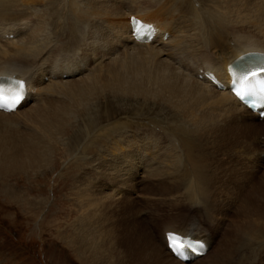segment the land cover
Wrapping results in <instances>:
<instances>
[{
    "label": "bare ground",
    "instance_id": "obj_1",
    "mask_svg": "<svg viewBox=\"0 0 264 264\" xmlns=\"http://www.w3.org/2000/svg\"><path fill=\"white\" fill-rule=\"evenodd\" d=\"M63 1L46 0L47 5L44 6L49 16L47 18L64 19L62 25L54 21L57 23L56 27L59 25L70 33V38L65 39L70 44H63L68 48V53L61 58L59 54L50 53L52 45L44 35L45 24H37L40 26L30 28L27 22L15 25L4 23L7 21L6 17L11 15L12 2L0 0V76L14 75L23 79L26 85L25 97L19 105L10 112L0 111V178L19 173L22 166L30 159L37 160L38 149L44 147L48 154L49 144L55 145L60 142L59 133L63 129L79 128L82 125L88 129L94 128L93 118L90 117L92 111L89 110L94 109L95 102L89 103L90 100H97L108 94L121 98L133 95L143 101L152 98L157 104L161 103L162 108L164 106L171 109L172 119H169V122L174 121L171 123V135L177 139V149L179 148L181 152L177 159L179 163L181 160L185 168L179 177L180 184L175 187L174 192L179 191L181 197L188 198L193 207L202 204L205 211L202 212L200 209L199 211L205 215L199 213L195 215L200 217L204 224L210 221L211 229L203 230L202 225H195L196 223L180 230L166 225L162 232L163 239L156 242L150 238V234L144 233L145 230L139 235L135 234L131 227L132 233L128 227L125 232L113 225L102 232L104 236L111 238L112 247L108 248L106 245L99 247V243L93 246L89 244L90 242L87 243L85 237L94 233L83 227V230L76 232L71 236V240L66 242L76 248L77 255L85 264H103L97 263L99 257H102V262L104 261V255L101 256L103 252H107L109 258L112 257V261L107 257L108 264L112 262L113 264H253V262L264 264V257H259L257 254L256 243L248 242L251 238L254 240L255 237L264 235L263 232H259L264 228V171H259L260 168L264 169V149H259L256 142L260 132L264 131V117L259 119L227 90L216 89L197 78L196 73V69H209L220 79H224L227 65L240 54L252 51L264 53V0H190L191 7L188 11L190 15L186 18L179 15L173 20L170 19L172 18L170 9H167L169 0H142L141 7L130 13V6L139 0H81L82 2L69 0L70 4L67 5L72 8H68V12L63 11L64 13L60 15L61 8H57ZM64 3L66 4L67 1ZM181 3L183 0L175 1V5ZM150 8L151 10H148ZM175 8L178 9L177 6ZM34 11L38 14L39 9ZM101 13L103 16L107 13L114 16L129 15L126 23H124L125 18L122 23L110 22L109 25L113 26L112 31H102L99 28L95 31V27L101 22L95 15ZM131 14L142 22L153 25L155 33L150 43L142 44L133 39L129 21ZM80 29L82 31L86 29L89 34H78L77 31ZM61 32L64 33L63 30ZM164 32L168 33L166 40L162 39ZM200 35L202 39L197 44V36ZM4 44L15 47L11 49ZM227 48H232L230 55ZM183 52L190 53L188 65L182 61ZM226 82L229 83L230 79L227 78ZM79 111L83 112L77 113ZM80 114L89 118L81 124L79 118L77 125L76 118ZM176 118L180 120L176 122ZM162 121L169 125L168 121ZM162 123L159 124L160 127L166 130ZM15 124L21 126L17 128ZM13 126L15 128H12ZM51 131L53 134L50 133ZM138 131L139 129L132 128L126 131L131 137H128L129 139L124 137V140L135 146L134 152L127 159L126 166L129 167L130 173L137 172L138 177L144 176L143 171L146 168L153 172L149 176H152L153 180L164 177L166 175L164 169H171L168 165L169 160L165 161V152H158L159 148L150 141L152 137L148 133ZM75 135V133L71 134L70 138L75 139ZM261 142L264 143V137L261 138ZM85 147L87 150L92 149L90 146ZM127 147L126 143L121 142L117 148L118 151L124 152ZM240 151L244 155L249 151L262 152L260 167L255 169L248 165L250 162L247 164L240 157L239 160L237 154ZM178 153V151L174 152L175 155ZM163 154V160L156 163L158 157ZM173 155L168 154L166 159L173 158ZM85 164L81 160H76L73 167L67 168L63 173V176L69 173L73 175L71 187L75 191V197H80L76 206L81 214L75 217V221L86 226L90 225L91 220L92 225L109 224V221L113 220L109 208L114 209L120 205L116 206L114 194L107 191L117 195L124 193V190L132 193L129 190L131 187H122L120 191L113 185L116 190L108 186L105 191V186L96 185L91 179L90 172L83 169ZM123 167L125 168V163ZM8 171L10 173H6ZM134 174V181L143 184L142 179ZM172 175L176 177L175 174ZM227 176L235 179L237 184L240 182L239 189H234L230 184L228 188H233V194L230 193L231 196L224 194L222 198V195H219L221 192L217 191L216 194L215 190H218L216 187L219 183L224 186L223 181ZM107 177L120 182L122 176L110 178L106 174L104 179ZM239 177H245L248 182L245 184V180L239 181ZM212 193H215L214 200L210 202ZM136 196L139 197V194L137 193ZM103 202L107 205L105 206ZM223 202L226 203L222 205ZM89 207L94 209L91 212L88 210L89 213L84 216V208ZM127 208L132 209V205H128ZM190 212L192 213V210ZM214 214L221 223L227 219L223 225L224 232L219 228L221 226L215 224L216 220L213 222ZM188 219L179 224L186 223ZM169 231L206 241L209 247L206 253L199 257L187 252L186 257L190 262H183L174 257L167 248L165 233ZM220 231H222L220 242L217 246H213V241L217 240ZM101 234L95 235L101 236ZM258 245L264 247V244Z\"/></svg>",
    "mask_w": 264,
    "mask_h": 264
},
{
    "label": "rangeland",
    "instance_id": "obj_2",
    "mask_svg": "<svg viewBox=\"0 0 264 264\" xmlns=\"http://www.w3.org/2000/svg\"><path fill=\"white\" fill-rule=\"evenodd\" d=\"M6 1L12 2V7H11L12 10L10 9L11 15L8 16L9 18L6 17L7 21L5 22L3 21L4 23L15 25L20 22H27L30 28L31 27L34 28L36 26L45 24L44 25L45 33L44 32L43 33L47 37V41L52 45L50 47L51 55L59 54V57L61 58L66 56L65 54L68 53L67 52L68 48L65 47L64 45L66 43L69 45L70 43L68 41H65V39L68 40L70 38V33L68 32L67 29L62 28L59 25H57L56 27L57 23L60 25L64 24L65 22L64 19H60V18H55V19L50 18V20L48 19L49 16L47 14V10H45L46 7H44L45 5H47L46 0L45 1L44 0L43 1L42 0H16V1L6 0ZM58 1L60 2L61 0ZM66 1L67 3L65 4L64 2ZM68 1L69 0H64L62 4L58 6L57 9L61 8L60 15H62L63 11L68 12L69 9L72 8L70 5H67L70 4V2ZM175 1L177 0H172V1L169 0V2H167V9H170L172 13V15L170 16L172 17L170 18L171 20H173V18L175 19L179 15H182V17L185 18L188 15H190L188 11L189 8L191 7L192 0L191 1L187 0L188 2H185L186 0H183V3L179 5H175ZM181 1L182 0H180V2ZM77 2H82V1L77 0ZM116 2L117 1H115V3ZM142 4H143L142 0H139L138 2L135 1L132 4V6H130L129 13L136 11L137 7L139 6L141 7ZM65 5L67 6V8H65L66 7ZM175 6H177L178 9H176ZM63 8L67 10L65 9L63 10ZM34 9L35 10L39 9L38 14L37 12L34 11ZM148 10H151V8ZM40 13L42 17L39 15ZM34 14L37 15L34 16ZM107 14H105L106 16L105 15L103 16L102 13L100 15H95L96 18L101 21L100 25L95 27L94 29L95 31L98 28L99 30L101 29L102 31H112L113 26L109 25L110 22L120 21L122 23L123 18H125L124 23H126L127 17L129 15L127 14L124 16H114L110 13ZM37 16H39V18ZM52 20L53 22H51ZM54 21L57 23H55ZM62 30L64 31V33L61 32ZM193 30H195L194 25H193ZM46 32L49 33V35ZM77 32L80 35L84 33L89 34L88 32H86V29L85 30L83 29V31L82 29H80ZM66 34L68 35V38ZM78 34L76 33V36H78ZM201 39H202L201 35L200 37L197 36V40H198L197 44L200 43ZM228 39L230 40V38ZM4 45L9 47V44H4ZM14 47H9V48L12 49ZM227 50L229 51L228 55H230L232 52V48H227ZM183 53L184 56L182 57V61L185 65H188V56L190 53L189 54H187L186 52ZM132 96L133 95H129L121 98V97H112L108 94L106 96H102L98 98L97 100L95 99L90 100L89 103L95 102V105L93 107L94 109L89 110L92 111V115H90V117L93 118L92 122L94 124L93 125L94 128L88 129L82 125L79 128H72V129L65 128V130L63 129L59 133L61 134V140H59L60 142L58 144L55 143V145L49 144L48 154L46 153L44 147L38 149L37 153H39V158L37 160L30 159L29 161L26 162L27 164H24V166H22V170L19 173H13L7 176L5 175L0 178V264H85V262H83V260H81V258L77 255L76 248L70 246L67 243L68 240L69 241L71 240L70 239L71 236H73L76 232L83 230L84 228L85 230L87 229L92 233H94L91 236L88 235L87 237H85L86 239L85 241L87 243L90 242L89 244H91L92 246L95 243L96 244L99 243L98 244L99 247L106 245V247L108 248L112 247V241H110L111 238H109L106 235L105 237L103 235L104 233L102 232L105 231L104 229L108 228L109 226L112 227L113 225L120 227V229H123L125 232H127L126 227H128L131 233H132L131 228H133L134 229L133 232L135 234L138 233L139 235H142L141 233L144 232L145 230L146 232L144 233H146V235L150 234V238L154 239L156 242L163 239L162 232L163 229H165L166 225L176 227L178 228L177 230H180V229L188 228L193 223H196L195 225L197 224L202 225L203 230L209 231L211 229L210 227L211 223H209L210 221H208V219H207L208 223L204 224V222L201 221V218L195 215L197 213H199L200 215H205L201 213V211L202 212L205 211L203 205L201 204V206H199L200 208L198 206L193 207L192 205H190V200H188V198H184V196L181 197L179 195V191L178 193L174 192L176 191L175 187L179 186L180 184L179 181L181 180V178L179 177H181L180 175L183 174L185 168L183 167L181 160L179 163V159H177V157H179L178 155L181 153L179 151V148L177 149V144H176L177 139H175L174 136L171 135L172 134L171 133L172 130H170L172 129L171 123L174 122V121L169 122L170 121L169 119H172L170 116L171 109L169 107H164V106L162 108L160 106L161 103L158 102L157 104L155 101H153L152 98H150L151 100L149 101H143L139 97H135V96L132 97ZM81 112L83 111H79L77 113H81ZM79 118H80V122H79ZM88 118L89 116L80 114V116L76 118L77 121L76 124L78 125V122L81 124L84 120L86 121ZM162 120H165L166 122L168 121L169 125L164 123ZM179 120H180L179 118H176L175 121L177 122ZM160 123H162V126H164L166 130L160 127L159 125ZM83 124L86 125V123ZM15 125H17L16 126L17 128L21 126L20 124H15ZM12 128H15V126H13ZM131 128L139 129V131L141 132L148 133L152 137L150 141L153 142L155 146H157L156 148H159L158 152L159 151L165 152L166 158L168 154L173 155L175 151L179 152L178 154L173 155L174 159L165 158V161L169 160L168 165H170L169 168L171 169H167V170L164 169V171H166L165 172L166 175L164 177H161L163 179L155 178L153 180L152 176L149 177L153 173L152 171L148 170L149 168H146V170L143 171L144 176L138 177L137 172L135 174L130 173V169L128 166H126V162L128 157L134 152L135 146L131 145L130 143H127V141L124 140L125 139L124 137L127 138L131 137V134L127 135L126 133V131ZM262 132L263 133L260 132V134L256 138L257 146L259 147V149H264L262 148L264 147V143L261 142V138L264 137V131L262 130ZM50 133L53 134L52 131ZM73 133L76 134L75 139L70 138L71 134ZM119 133H121L120 137H119ZM100 136L102 137L99 139L98 137ZM121 142H124L128 145L127 149L124 152L118 151L117 148ZM84 146H88V147L90 146L92 147V149L87 150V147L84 148ZM241 153L242 151H240L237 154L239 160L240 158L244 159V161L247 164L248 162H250L248 165L253 166L255 169L257 167H260L259 161H261L262 152L259 153V151H249L245 155L244 153L243 154ZM102 156H104L105 159ZM163 157L164 154L160 155L156 160V163L157 161L160 163V161L163 160ZM76 160H81L86 163L85 165H83V169L86 172H90L91 179L92 181H94L96 185L98 184L104 185L105 191L108 189V186H110L112 190H116L117 187L118 190L120 191L122 190L121 189L122 187H127V186L131 187L129 189L132 191V193L129 191L131 194L125 190L124 193L121 192V194L119 193L118 195L111 191H107L108 193L114 194V200L117 203L116 206L120 205L119 207H114V209L109 208V210L111 209L112 211L110 212V215H112V219H113L112 221H109V224L104 223V225L103 224L101 225L100 223L101 226L100 227L99 225H92L93 223L91 220L90 225L86 226V225H81L77 223V221H75L76 220L75 217L81 214V211L80 210L78 211V207L76 206L79 204L78 200L80 199V197L79 196L75 197L74 194L75 191H73L71 187L72 186L71 183L73 181L72 178L73 175L69 173L67 176H63V173L66 172L67 168L73 167L74 161ZM124 163H125V168L123 167ZM105 169L107 171H105ZM260 169H259L260 172L264 171V169L263 170L262 168ZM103 171L105 172L103 173ZM167 171L170 172L169 175L167 174L168 173ZM172 171H175V173ZM171 172L172 174H175L176 177H174L171 174ZM6 173H10V172L8 171ZM138 173H140V171ZM106 174L110 178L116 177L117 175L118 177L120 176L122 177L119 180L120 182H118L109 179L108 177L104 179V176ZM133 174L134 176H137L138 178L142 179L145 185L144 183L142 184L140 181L138 183L137 181H134ZM164 178L167 180H164ZM238 179L239 181L242 182L245 180V184L248 182V179H246L245 177H239ZM116 182H118L119 185ZM239 183L237 184L236 180L233 179L231 176H227L223 181L225 187L221 186V184L219 183L218 187H216L218 188V190H215L216 194L218 191V193L219 192L222 193V194L219 193V195H222L221 196L222 198L224 197L223 196L224 194H226L227 196H231L233 194L232 193L233 188L239 189ZM230 184L232 185L233 188L231 187L228 188ZM253 184L250 185L253 186ZM113 185H115L116 187ZM142 185L144 186L140 187ZM160 187H163L161 188L162 191ZM225 191L229 193H226ZM137 193L139 194V197L137 196L135 197ZM214 194L212 193L211 198H209L210 202L214 200ZM218 198L219 196L216 197L217 201ZM75 199H77V201ZM111 200L113 199L111 198ZM187 200L189 203L187 202ZM225 203L223 202L222 205H224ZM103 204H105V206L107 205L106 202H103ZM128 205H132V209L127 208ZM118 208H120L121 210ZM93 209H94L93 207L84 208L83 210L84 216L86 215V213L88 214ZM189 209L192 210V213L190 212ZM195 209L198 210L195 211ZM199 209L201 211H199ZM213 216L214 218L216 217L215 214ZM186 219H188L186 223L179 224V223H183ZM225 220L227 221V219ZM226 221H223L221 223L217 221V219L215 218L213 222H215V224L217 223L216 224L217 226L218 225L221 226L222 228L221 227L219 228L221 230L223 229L222 231L224 232L225 229L223 225L226 223ZM222 231H220L219 235L217 236V240L214 239L213 241L214 244H212L213 246H217L218 243L220 242V237H221L220 235H222ZM259 232L264 233V228L260 229ZM97 233L99 234L102 233V234L101 236L95 235ZM95 236H97L98 238H95ZM102 238L104 240H102ZM222 239L223 238H221V240ZM101 242L105 244L101 245L100 244ZM248 242L249 243L254 242L252 244L256 243L255 245L257 246L258 256L264 257V247L258 245V244H264V235L260 237H255L254 240L253 238H251V241L248 240ZM108 255L107 252H103L101 256H103L104 261L102 262L101 261L102 257L101 258L99 257L100 261L98 260L97 263L108 264L107 263L108 260L112 261V257L109 258ZM107 257L109 258L108 260ZM111 264H113V262ZM253 264H258V263L253 262Z\"/></svg>",
    "mask_w": 264,
    "mask_h": 264
},
{
    "label": "snow or ice",
    "instance_id": "obj_3",
    "mask_svg": "<svg viewBox=\"0 0 264 264\" xmlns=\"http://www.w3.org/2000/svg\"><path fill=\"white\" fill-rule=\"evenodd\" d=\"M133 25L135 30L139 33V22L133 18ZM261 73H264V67H261L259 71L250 70L248 73L243 74L240 78V86L234 89L235 94L244 101L248 96L258 97L260 104L264 107V78L257 79L255 83L250 82L251 78L260 77ZM14 87L5 88L0 84V109L13 110L23 99L24 84L23 81H12ZM253 106H256L253 102ZM170 246L176 251L183 247L178 243V239L174 236H169Z\"/></svg>",
    "mask_w": 264,
    "mask_h": 264
}]
</instances>
